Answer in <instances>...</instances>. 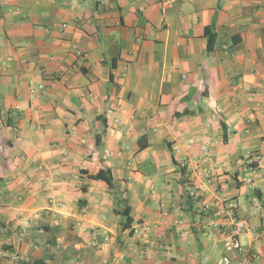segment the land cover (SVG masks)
I'll return each mask as SVG.
<instances>
[{"label":"crops","instance_id":"0c3cea01","mask_svg":"<svg viewBox=\"0 0 264 264\" xmlns=\"http://www.w3.org/2000/svg\"><path fill=\"white\" fill-rule=\"evenodd\" d=\"M171 1L0 0V264H264V0Z\"/></svg>","mask_w":264,"mask_h":264},{"label":"built area","instance_id":"2783aa9c","mask_svg":"<svg viewBox=\"0 0 264 264\" xmlns=\"http://www.w3.org/2000/svg\"><path fill=\"white\" fill-rule=\"evenodd\" d=\"M169 6L172 5L171 0H166ZM43 85L39 86V89H42ZM36 89L32 88L31 92H35ZM205 155H208V151H205ZM264 159V153L258 151H248L242 160V167L240 173V181L245 185L251 186L253 183L252 174L255 173ZM196 176H202L205 178L210 177L211 172L209 170L196 172ZM202 188V185L198 183L197 185H190V195L194 199L198 198L199 190ZM161 210L164 216H167L169 210L162 204ZM239 205L238 202L229 199L225 201L224 206L220 209L219 212H225L232 220V227L228 231L226 235V246L225 251L226 253L222 255L219 259L216 260V264H242L241 261L234 260L232 253L237 252L239 255H243L245 253L244 246L241 240L242 235L248 233L251 235L252 238H256L257 230L255 227L252 226L250 221L247 218H243L239 216L238 213ZM197 216L203 218L204 210L203 208L197 209ZM177 223L180 222L179 220L176 221ZM209 224L213 227H219L220 223L216 219L209 220ZM203 262L206 263L209 258L207 254H201ZM259 258V254L257 252L251 253L247 259L245 260L246 264H254V261Z\"/></svg>","mask_w":264,"mask_h":264},{"label":"trees","instance_id":"16d2710c","mask_svg":"<svg viewBox=\"0 0 264 264\" xmlns=\"http://www.w3.org/2000/svg\"><path fill=\"white\" fill-rule=\"evenodd\" d=\"M205 36L207 37V47L209 50L213 49L215 42H216V37H217V33L213 30L212 27H206L205 28ZM142 141V138L139 139V142ZM146 147V143H140V148H145ZM183 172H185V169L182 168ZM88 173V176L91 179L94 180H104L105 182H107L109 184V186L111 188L115 187L114 184V176L112 173L111 168H102L99 171H97L96 173H90L88 171H84ZM185 182V180H183ZM122 194V193H121ZM187 204L189 205V207L193 205L194 202V198L192 197V195H190V190H187ZM120 201V202H119ZM117 200V203H122V207L120 209H117V213L121 214L122 216V220H121V227L123 229L126 228H131L132 224L134 222V218L131 215V206L128 204V201L126 199V197H123L120 200ZM190 207V208H191Z\"/></svg>","mask_w":264,"mask_h":264}]
</instances>
